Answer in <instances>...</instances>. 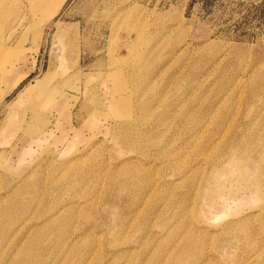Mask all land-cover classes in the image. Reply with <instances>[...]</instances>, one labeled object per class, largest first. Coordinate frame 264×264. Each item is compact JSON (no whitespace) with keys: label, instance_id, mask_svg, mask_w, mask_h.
<instances>
[{"label":"rangeland","instance_id":"374dc122","mask_svg":"<svg viewBox=\"0 0 264 264\" xmlns=\"http://www.w3.org/2000/svg\"><path fill=\"white\" fill-rule=\"evenodd\" d=\"M0 48V264H264V0H0Z\"/></svg>","mask_w":264,"mask_h":264},{"label":"bare ground","instance_id":"6f19581e","mask_svg":"<svg viewBox=\"0 0 264 264\" xmlns=\"http://www.w3.org/2000/svg\"><path fill=\"white\" fill-rule=\"evenodd\" d=\"M69 26V25H68ZM56 27H59V26H57L56 25ZM58 29V28H57ZM56 29V30H57ZM59 31V30H58ZM57 31V32H58ZM67 38V37H66ZM8 49L9 48H0V64H1V61L3 60L2 59V56L5 54V53H7V51H8ZM77 59V58H76ZM3 73H5V69L4 68H2V70H0V74H3ZM31 74V72H26V73H23L22 75H19L18 77H16L15 78V80H13L12 82H9L8 84H3V88H1L0 89V99H3V98H6L15 88H17L19 85H20V83L25 79V78H28L29 77V75ZM237 80H239V79H237ZM0 81H1V79H0ZM241 83V82H240ZM1 84V83H0ZM242 84V83H241ZM238 85V84H237ZM54 90H56V89H54ZM254 90V89H253ZM38 91H40V95H41V97H42V99L43 100H49V99H51V98H54V91L52 92V93H46L44 90H42V89H39ZM257 91V90H256ZM254 92V91H253ZM59 93V92H58ZM247 93V92H246ZM251 94V93H250ZM249 94V95H250ZM56 95V94H55ZM254 96V95H253ZM122 103V100L120 99L119 100V98H116V99H114V97H113V99L111 100V103H109V107L111 108V110L112 109H114L115 108V106L117 107L119 104H121ZM44 104V103H43ZM129 104H127V108H126V110H127V115H128V112H130V109H129V106H128ZM40 106V105H39ZM38 106V107H39ZM212 113V112H211ZM20 116V115H19ZM24 119V118H23ZM18 120V119H17ZM25 120V119H24ZM117 120V119H116ZM19 121V120H18ZM21 121H23V120H21ZM182 121V120H181ZM222 121V120H221ZM243 121V120H242ZM139 122V121H138ZM22 124V123H21ZM20 126V125H19ZM194 127V126H193ZM221 127V126H220ZM193 130V129H192ZM195 130H196V128H195ZM226 130V129H225ZM194 131V130H193ZM199 131V130H198ZM219 132V131H218ZM223 132V131H222ZM204 134V133H203ZM202 134V135H203ZM210 134V133H209ZM194 135V134H193ZM216 135V134H215ZM218 135H219V133H218ZM222 135V134H221ZM144 136V135H143ZM147 136V135H146ZM215 137V136H214ZM218 136H216L215 138H217ZM220 137V136H219ZM150 138V137H149ZM200 139V138H199ZM219 139V138H218ZM121 140H122V143H124L125 144V146H127V147H129V148H137L140 144H142V142L145 140L146 142L148 141V143H150L151 145L152 144H154L153 143V141H154V139H153V141H149L148 140V138H142L141 136H138V137H135V136H132V135H130V134H128V133H124L123 135H121ZM212 140V139H211ZM144 141V142H145ZM155 141H157V140H155ZM222 141V140H221ZM196 142V141H195ZM194 142V143H195ZM198 142V141H197ZM199 142H200V140H199ZM147 143V144H148ZM156 143V142H155ZM158 143V142H157ZM211 143V142H210ZM216 143V142H215ZM214 143V144H215ZM143 144H145V143H143ZM173 144V143H172ZM201 144V143H200ZM155 145H157V144H155ZM217 146H218V144H216ZM146 146V145H145ZM147 146H149V145H147ZM152 146H154V145H152ZM158 146V145H157ZM211 147V146H210ZM221 147H223V146H221ZM147 148V147H146ZM155 148H156V146H155ZM212 148V147H211ZM215 149V148H214ZM217 149H218V147H217ZM152 150H153V148H152ZM158 150V149H157ZM163 150V149H162ZM221 150V149H220ZM228 150H230V149H228ZM122 151V150H121ZM172 151V150H171ZM212 151V150H211ZM210 151V152H211ZM217 151V150H216ZM150 152V151H149ZM177 152H179V151H177ZM209 152V153H210ZM213 152H215V151H213ZM213 152H211V153H213ZM232 153L234 154V152L232 151ZM231 153V154H232ZM152 154V153H151ZM150 154V155H151ZM162 154V153H161ZM218 154V153H217ZM232 154V155H233ZM237 154V153H236ZM235 154V155H236ZM154 155V154H153ZM160 155V154H159ZM212 155V154H211ZM230 155V154H229ZM228 155V156H229ZM164 156V155H163ZM208 156H210V155H208ZM144 157V156H143ZM161 157V156H160ZM222 157H224V156H222ZM238 157V156H237ZM240 157V156H239ZM176 158V157H175ZM213 158V157H212ZM231 157H229V159H230ZM236 158V157H235ZM234 158V159H235ZM242 158V157H241ZM244 158V157H243ZM141 160H142V158H140ZM201 159V158H200ZM224 159H226V157H224ZM223 159V160H224ZM227 159H228V157H227ZM151 160H154V159H151ZM166 160V159H165ZM173 160V159H172ZM184 160V159H183ZM202 160V159H201ZM204 160V159H203ZM211 160V159H210ZM219 160V159H218ZM222 160V159H221ZM241 160V159H240ZM163 161V160H162ZM225 161H227V160H225ZM235 161H238V159L236 158L235 159ZM152 162V161H151ZM156 162V161H155ZM210 162V161H209ZM219 162V161H218ZM217 162V163H218ZM230 162V161H229ZM163 163H164V161H163ZM183 163V162H182ZM221 163V162H220ZM228 163V162H227ZM241 163V162H240ZM181 164V163H180ZM204 164V163H203ZM202 164V165H203ZM222 164H224V163H222ZM173 165V164H172ZM198 165V164H197ZM243 165V164H242ZM149 166V165H148ZM183 166V165H182ZM239 166H240V164H239ZM214 168V167H213ZM215 169V168H214ZM167 170V169H166ZM176 170H178V169H176ZM192 171V170H191ZM198 171V170H197ZM215 171V170H214ZM182 172V171H181ZM190 175V174H189ZM160 176H162V175H160ZM184 176V175H183ZM181 177V176H180ZM157 178V177H156ZM159 178V177H158ZM157 178V179H158ZM169 179V178H168ZM178 179V178H177ZM179 180V179H178ZM156 181V180H155ZM158 181V180H157ZM159 181H162V180H159ZM176 181V180H175ZM21 182V181H20ZM158 183H160V182H158ZM148 187V186H147ZM158 187V186H157ZM216 188V187H215ZM161 190H163V189H161ZM211 194V193H210ZM64 211V210H63ZM55 220V219H54ZM204 221V220H203ZM239 222V221H238ZM241 222V221H240ZM245 222V221H244ZM205 224H206V222H204ZM202 224V223H201ZM240 224V223H239ZM243 224V223H242ZM190 226V225H189ZM197 226V225H196ZM200 226V225H199ZM202 226V225H201ZM225 226V225H224ZM232 226V225H231ZM238 226V225H237ZM191 227V226H190ZM241 227V226H240ZM243 227V226H242ZM241 227V228H242ZM245 227V226H244ZM192 228V227H191ZM224 229V228H223ZM237 229V228H236ZM233 230V229H232ZM241 229H239L238 231H240ZM243 230V229H242ZM203 231H205V229L203 230ZM224 231V230H223ZM236 231V230H235ZM237 232V231H236ZM243 232H244V230H243ZM245 232H247V231H245ZM188 233V232H187ZM217 233V232H216ZM220 233V232H219ZM231 233V232H230ZM233 233L234 232H232V234H230V235H233ZM248 233V232H247ZM254 233V232H253ZM148 234V233H147ZM209 234V233H208ZM212 234V233H211ZM222 234V233H221ZM224 234H225V232H224ZM238 234V233H237ZM237 234H236V236H237ZM240 234V233H239ZM217 236H219V235H217ZM217 236H216V238H217ZM227 236L228 235H226V238H227ZM240 236V235H239ZM248 236V235H247ZM117 237V236H116ZM191 237V236H190ZM231 237V236H230ZM243 237V236H242ZM249 237V236H248ZM252 237V236H251ZM214 238V237H213ZM237 238V237H236ZM244 238H245V236H244ZM243 238V239H244ZM247 238V237H246ZM146 239V238H145ZM183 239V238H182ZM188 239V238H187ZM191 239V238H190ZM200 239V238H199ZM229 239V238H228ZM240 239V238H239ZM242 239V238H241ZM242 239V240H243ZM184 240H186V239H184ZM192 240V239H191ZM188 241V240H187ZM187 241L185 242V241H179V242H185V244H184V248H186V243H187ZM197 241H199L198 239H197ZM98 242V241H97ZM136 242H137V240H136ZM145 242V241H144ZM161 243V242H160ZM190 243V242H189ZM194 243V242H193ZM198 243V242H197ZM197 243H195L197 246L196 247H198V244ZM179 244V243H178ZM181 244V243H180ZM191 244V243H190ZM195 244H194V246H195ZM175 248H177L176 246H175ZM174 248V249H175ZM204 248V247H203ZM199 249H201V247L200 248H198V250ZM163 250V249H162ZM173 250V249H172ZM189 250V252H190V249H188ZM195 250V249H194ZM204 250V249H203ZM176 251V250H175ZM174 251V252H175ZM197 251V250H196ZM200 251V250H199ZM193 252V251H192ZM195 253V252H194ZM200 253V252H199ZM197 254V253H196ZM199 255H201V253L199 254ZM160 256V255H159ZM170 256V255H169ZM194 256V255H193ZM164 257V256H163ZM211 257V256H210ZM209 257V258H210ZM203 259V258H202ZM206 259V258H205ZM167 261V260H166ZM161 262V261H160ZM156 263V262H155ZM154 263V264H155ZM164 263V262H163ZM166 263V262H165ZM164 263V264H165Z\"/></svg>","mask_w":264,"mask_h":264}]
</instances>
